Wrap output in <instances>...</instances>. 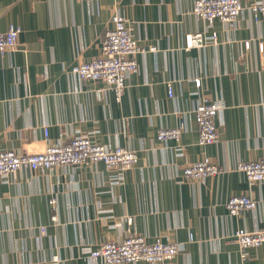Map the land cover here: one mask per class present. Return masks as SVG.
Masks as SVG:
<instances>
[{
    "label": "crops",
    "instance_id": "0c3cea01",
    "mask_svg": "<svg viewBox=\"0 0 264 264\" xmlns=\"http://www.w3.org/2000/svg\"><path fill=\"white\" fill-rule=\"evenodd\" d=\"M240 1L229 25L197 17L193 0H0V30L22 29L17 48L0 53V149L35 153L90 134L138 153L127 171L96 161L0 177V264H106L90 251L130 232L181 250L163 262L123 264H264V243L243 257L233 237L264 230V180L251 184L236 169L264 158V17L250 9L257 0ZM117 13L145 48L120 101L105 83L71 71L99 54ZM197 32L207 44L187 47ZM215 99L224 103L220 138L201 145L195 109ZM178 126L179 141L158 139L159 129ZM207 156L225 170L183 177ZM240 194L257 206L232 215L226 203Z\"/></svg>",
    "mask_w": 264,
    "mask_h": 264
},
{
    "label": "built area",
    "instance_id": "2783aa9c",
    "mask_svg": "<svg viewBox=\"0 0 264 264\" xmlns=\"http://www.w3.org/2000/svg\"><path fill=\"white\" fill-rule=\"evenodd\" d=\"M243 5L240 0H193V13L212 23L220 19L233 25L238 19ZM255 18L264 17V0H257L250 5ZM113 27L107 29L101 43L99 54L89 61L77 63L71 71L78 75L82 81H101L113 90L116 99L121 100L127 86V77L138 68L136 56L145 48L131 33L129 21L117 13L113 16ZM21 28L11 25L7 30H0V53L4 54L17 48ZM218 40L217 32L212 34V42ZM207 39L203 32L187 35V47L204 46ZM249 44V43H248ZM169 95H173L172 85L169 84ZM224 108L221 99L212 101L202 100L195 109L198 125V142L208 145L219 140L220 135L216 125V116ZM46 138H49L48 129H45ZM183 127L161 128L158 139L180 140ZM102 161L107 167L127 171L138 161L135 150L122 146L114 148L93 141L92 135L85 134L69 138L66 142L50 144L45 150L35 153H19L12 149H0V177L14 174L20 169L51 170L58 166L90 164ZM236 169L246 175L253 184L264 180V158L258 160L242 161ZM225 169L213 162L210 157L189 163L183 169V177L187 180H198L208 176L222 173ZM55 212L56 199H51ZM232 215H238L245 209L257 206V201L248 194L233 195L226 203ZM55 219V214L53 215ZM132 223V218H128ZM41 230L46 231L42 226ZM233 237L239 244L243 257H247L246 249L258 247L264 243V230L248 231L237 229ZM181 250L178 242L162 241L156 239L149 242L145 236L130 232L122 240H107L92 249L88 255L90 259H102L106 264H123L127 262L147 261L163 262L173 259ZM56 258V257H55ZM35 264H47L36 262Z\"/></svg>",
    "mask_w": 264,
    "mask_h": 264
}]
</instances>
